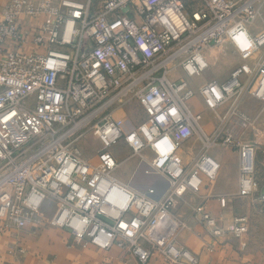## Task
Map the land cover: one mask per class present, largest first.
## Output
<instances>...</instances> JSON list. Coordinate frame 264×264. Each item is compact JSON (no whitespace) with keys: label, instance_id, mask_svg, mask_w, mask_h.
Segmentation results:
<instances>
[{"label":"built area","instance_id":"1","mask_svg":"<svg viewBox=\"0 0 264 264\" xmlns=\"http://www.w3.org/2000/svg\"><path fill=\"white\" fill-rule=\"evenodd\" d=\"M239 24L253 45L246 52L227 36ZM213 49L221 57L214 62ZM221 59L236 65L224 79L202 81ZM249 103L264 114V0H6L0 11V229L22 230L53 202L49 224L76 244L102 251L116 246L137 264L154 253L163 264H198L176 241L183 224L174 207L185 194L199 201L217 180L221 163L213 148L238 153L237 196L258 194L256 148L236 133L259 117L243 112ZM171 107L178 119L167 114ZM204 111L215 119L211 136L202 128ZM161 114L163 123L156 119ZM133 134L139 148L128 142ZM164 136L176 147L157 167L162 158L152 145ZM119 148L129 152L125 161L136 160L128 183L115 176ZM137 174L153 179L151 185L137 189ZM257 201L264 207V194ZM226 203L218 198L220 208ZM193 215L214 239L246 232L242 217L220 228L200 201Z\"/></svg>","mask_w":264,"mask_h":264},{"label":"crops","instance_id":"2","mask_svg":"<svg viewBox=\"0 0 264 264\" xmlns=\"http://www.w3.org/2000/svg\"><path fill=\"white\" fill-rule=\"evenodd\" d=\"M5 2L6 0H0V11ZM122 150L129 155L126 149ZM214 156H219L217 159L221 163V170L215 184L204 191L206 194H203L200 201L216 219L217 225L225 227L237 217L231 209L232 200L243 199L237 196L239 155L237 152L227 151ZM222 164L231 165L234 176H224L221 173ZM138 177L140 180L136 186L148 182L140 175ZM227 181L230 184H226ZM259 194H264V184L259 188ZM219 197L226 198L227 203L223 209L219 207ZM243 200L250 203L248 198ZM54 212L55 204L48 202L46 208L34 217L35 222L26 223L22 230L10 232L0 229V264H137L116 246L102 251L91 245L76 244L66 230L49 224ZM256 215L263 217L261 212ZM238 216L245 219L246 227V232L240 239L229 234L214 239L194 218L193 224L177 234L176 241L197 257L198 264H264V243L258 240L253 230L249 228L247 231L250 221L248 216ZM147 264H163L160 254L154 253Z\"/></svg>","mask_w":264,"mask_h":264},{"label":"rangeland","instance_id":"3","mask_svg":"<svg viewBox=\"0 0 264 264\" xmlns=\"http://www.w3.org/2000/svg\"><path fill=\"white\" fill-rule=\"evenodd\" d=\"M259 25V24H258ZM209 52L213 55L212 61L214 62L215 58L218 59V50L213 49L209 50ZM221 58V57H220ZM219 58V59H220ZM210 67V70L207 71L204 74V77L202 81L206 80L209 81L211 79H224L228 73L235 67L236 63L231 60H227V62L223 61L222 59L213 64ZM199 110H203L202 108H199ZM131 112V109L128 110ZM243 112L248 117H254L255 115L259 116L258 118H248L250 120L246 126L243 127L242 130L237 129L236 133L241 134V139L246 143H251L256 148V154H255V180L259 186V188L264 184V114H259V106L249 103L246 104L243 107ZM203 122H202V128L207 136H211L214 131L215 127V119L213 118V115L208 112L204 111L203 116ZM252 122V123H251ZM91 141L88 140L85 144V155L88 158H91L93 156V150L92 148H89V143ZM192 142L197 144L193 148V151L196 152V150L200 147L198 144V141L193 139ZM187 147H191V145H187ZM118 155L120 159V165L118 170L115 172V176L118 180H120L123 183H128L130 180H133V169L136 165L135 159H129L126 160L127 154L124 153V151L119 148ZM184 152V150H183ZM227 152L226 150H223L221 148H213L210 150V153L213 155H221L222 153ZM219 157V156H218ZM217 157V158H218ZM221 173L224 176H228L230 178L231 176H234V171L231 165L229 164H222V171ZM140 180L138 177V174L136 175V178L133 181V185H136V183ZM153 179H148V182H145L141 185L135 186L137 189L144 190L147 186L151 185ZM229 181L226 182V184ZM132 183V181H131ZM215 184V182H214ZM213 184V185H214ZM230 184V182H229ZM212 185V186H213ZM158 188L160 190L165 189V184H158ZM205 195L206 192H203ZM259 194V189H258ZM203 197V196H202ZM258 195L253 196L252 198H248L250 200V203L246 200H232L231 203V209H233V213L236 214L237 217H239V214H246L248 216V224H247V231L249 228L254 231V234L258 237V240L261 243H264V207H262L258 201H257ZM200 201V200H199ZM199 201L196 200L195 197H193L191 194H185L182 199L178 200L175 204V214L179 217L180 222H182L183 228L189 227V224H193L195 222L194 215H193V209L196 205V202ZM201 202V201H200ZM263 213V217H259L256 214ZM241 217V216H240ZM233 221V220H232ZM222 228V227H220ZM180 230V231H181ZM179 231V232H180ZM248 233V232H247ZM246 233V234H247Z\"/></svg>","mask_w":264,"mask_h":264},{"label":"clouds","instance_id":"4","mask_svg":"<svg viewBox=\"0 0 264 264\" xmlns=\"http://www.w3.org/2000/svg\"><path fill=\"white\" fill-rule=\"evenodd\" d=\"M171 14V13H169ZM76 15H79L78 13ZM175 19V18H174ZM166 23V21H165ZM177 25L179 26V21H176ZM72 25L71 23L69 24V29H71ZM228 38L232 41V43L241 51V52H246L247 50L252 48V43L250 41V38L247 35L246 29L244 28V26L242 24L236 25L235 27L231 28L228 33H227ZM141 47L143 48L144 46L141 45ZM214 55V53H213ZM198 62H200L198 60ZM200 66L201 68H203L205 65L200 62ZM187 70L191 73L192 71H194V69L191 68V66H188ZM245 71H247V68H245ZM213 93L216 96V99L219 100L220 94L219 92L213 88L212 89ZM150 99V98H149ZM160 97L157 96V98L155 100H151L150 99V103L153 105V107L160 103ZM209 104L211 105V101H209ZM158 110V109H157ZM149 113H151L152 109L149 108L148 109ZM167 114L169 116L172 117H176L177 119L179 118L177 115V109L175 107H171L167 110ZM158 122H165V115L161 114L160 116L156 117ZM141 131L144 133L145 137L148 139V141H152L153 136L152 135H148L147 132V126H144L141 128ZM99 133H97L98 135ZM155 134V133H154ZM184 135L187 134L186 130L183 133ZM134 137L135 134L128 136V142L133 144L134 149L135 148H139L141 145L139 143V141H135L134 142ZM152 147L154 148V150L157 152L158 156L161 157L162 159H159L158 163H156V166L159 167L161 165H163L165 159H167L168 155L170 153H172L175 149V144L172 143V141L170 140V138L168 136H164L162 139L158 140L155 144L152 145ZM111 161H109V164L111 165ZM155 163V162H154ZM174 175H179V171H177L176 173H174ZM180 191H183V189L181 188ZM125 205L121 204V207L123 208ZM133 228L138 227V225L136 224V222H133ZM121 228H125L127 227L124 223L120 224ZM127 235L131 236L132 232H128ZM97 243H99V241H96Z\"/></svg>","mask_w":264,"mask_h":264}]
</instances>
